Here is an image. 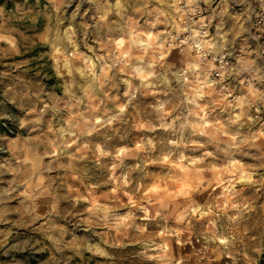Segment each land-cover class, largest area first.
Returning a JSON list of instances; mask_svg holds the SVG:
<instances>
[{"label": "rangeland", "instance_id": "1", "mask_svg": "<svg viewBox=\"0 0 264 264\" xmlns=\"http://www.w3.org/2000/svg\"><path fill=\"white\" fill-rule=\"evenodd\" d=\"M177 1L0 0V264H259L258 91L226 107L184 78L196 59L162 48ZM204 1L252 75L250 25Z\"/></svg>", "mask_w": 264, "mask_h": 264}, {"label": "built area", "instance_id": "2", "mask_svg": "<svg viewBox=\"0 0 264 264\" xmlns=\"http://www.w3.org/2000/svg\"><path fill=\"white\" fill-rule=\"evenodd\" d=\"M227 3L252 30L251 40L254 47L250 50L253 51L255 60L258 57L260 59L254 63L252 75H243L245 66L240 59L245 57V51L241 44L237 46L223 37L222 33H217V27L220 28L223 22L217 21L212 27L213 18H207L204 0H194L191 5L187 0L177 1L176 8L179 7L181 11L175 9L171 18L172 24L163 31L162 48L165 52L190 53L198 66L192 70L184 67L181 74L188 81L194 80L199 89L211 87L225 102L226 107L233 106L240 96H244L239 95L240 91L248 88L258 91L255 97L245 99L244 105L249 111L250 118L256 120L264 113V93H261L264 90V0H229ZM197 32L200 36L190 40L189 37ZM201 37L213 44L214 48L209 50L192 46L199 44Z\"/></svg>", "mask_w": 264, "mask_h": 264}, {"label": "clouds", "instance_id": "3", "mask_svg": "<svg viewBox=\"0 0 264 264\" xmlns=\"http://www.w3.org/2000/svg\"><path fill=\"white\" fill-rule=\"evenodd\" d=\"M193 2H194V0H187V3H188L189 5H191ZM176 10H177V11H181L179 7H177ZM190 10H191V9H190ZM181 31H184V29H181ZM196 36H200V33H198V32L195 33V35H194V36H190L189 39H190V40H195ZM187 42H188V41H184V43H187ZM192 46H194V47H196V48H207V49H209V50H211V49L214 48V45L211 44V43H209V42H207V41H204V40H203V37H201V42H200L199 44H194V45H192ZM137 59H142V57H137ZM198 60H199V57H197V61H198ZM197 66H198V64H192V65H189V68H194V67H197ZM146 68H147V71H146V72H145L144 70L140 69V68H136L135 71H134V74H135V72H139V73H141L142 79H148V77H150V76H158V75H159V73L156 72V71L154 70L152 64H148V65L146 66ZM165 79H166V77H165ZM192 102L194 103V101H192ZM163 110H164V105L162 104V105H160V108H159L157 111H159V112H163ZM161 119H163V117H161ZM109 122H110V121H109ZM161 126H162V127H169V128L172 127V125H161ZM187 127H189L188 124H181V125H180V128H179V131H180L181 133H183L184 130H185ZM191 127L195 129L197 126H196V125H191ZM88 134H90V132H89ZM233 139H235V137H233ZM246 142H247V141L244 140V139L240 140V144H243V143H246ZM147 143H148L149 145H151V144H152V141L149 140ZM181 143H183V140H181ZM229 147H239V144H235V145L230 144ZM104 154L107 155V153H104ZM206 155H211V154L208 153V154H206ZM0 203H3V201H0ZM246 207H247V206L245 205L244 208H246ZM31 211L34 212V211H35V208L33 207ZM241 211H243V209H241ZM33 219H35V217H33ZM233 219H234V217H229V220H230V221L233 220ZM208 238H209L210 240L215 241V240H219V239H220V236H217V235L215 234V232L213 231V234H212L210 237H208ZM48 239H52V237L49 236ZM230 242H231V238H228V239H225V240L222 241V243H224V245H225V248H228ZM23 243H24V246L26 247L27 244H28V241H24ZM14 247H15V246H14ZM160 247H161L162 250H164V249L167 248V245H161ZM154 259H161V257H159V256H158V257H154Z\"/></svg>", "mask_w": 264, "mask_h": 264}, {"label": "trees", "instance_id": "4", "mask_svg": "<svg viewBox=\"0 0 264 264\" xmlns=\"http://www.w3.org/2000/svg\"><path fill=\"white\" fill-rule=\"evenodd\" d=\"M259 264H264V255L261 256V258L259 260Z\"/></svg>", "mask_w": 264, "mask_h": 264}, {"label": "bare ground", "instance_id": "5", "mask_svg": "<svg viewBox=\"0 0 264 264\" xmlns=\"http://www.w3.org/2000/svg\"><path fill=\"white\" fill-rule=\"evenodd\" d=\"M117 40V39H116ZM122 42V39L121 38H118L117 40V44H120ZM125 54V53H124ZM177 76V75H176ZM184 168V167H183Z\"/></svg>", "mask_w": 264, "mask_h": 264}]
</instances>
